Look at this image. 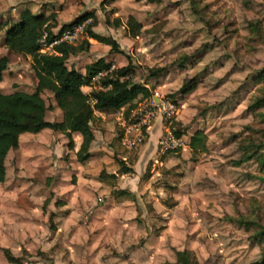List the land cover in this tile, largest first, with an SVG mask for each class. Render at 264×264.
Listing matches in <instances>:
<instances>
[{"label":"rangeland","instance_id":"rangeland-1","mask_svg":"<svg viewBox=\"0 0 264 264\" xmlns=\"http://www.w3.org/2000/svg\"><path fill=\"white\" fill-rule=\"evenodd\" d=\"M30 2L40 1L0 0V54L10 60L0 83L5 95L36 91L32 57L4 46L13 14ZM39 6L68 22L95 14L92 31L122 51L92 40L90 22L71 44L83 50L70 56L69 69L86 74L102 58L109 72L131 65V81L152 95L139 97L129 115L130 106L97 112L92 157L83 164L78 134L73 150L49 129L21 138L0 183V264H9L1 248L23 264H176L183 251L198 264H261L264 0H41ZM129 17L141 24L136 38ZM105 76L83 92L102 90ZM192 80L196 88L185 94ZM42 97L50 107L46 120L62 122L55 95ZM153 99L170 104L172 118L147 117ZM197 133L206 150L191 149ZM121 162L133 173L121 174ZM120 190L131 195L121 197Z\"/></svg>","mask_w":264,"mask_h":264},{"label":"trees","instance_id":"trees-1","mask_svg":"<svg viewBox=\"0 0 264 264\" xmlns=\"http://www.w3.org/2000/svg\"><path fill=\"white\" fill-rule=\"evenodd\" d=\"M149 2H158L161 0H148ZM92 20V25L88 28L90 38L104 45L110 46L111 51L121 53L119 44L113 38L100 36L92 31L97 25L98 18L95 14L89 12L78 17L74 22L64 25L59 31L61 35L64 31L74 28L77 25ZM117 25H121L120 21ZM56 15L46 16L41 13L33 14L25 10L20 15V20L10 27L4 39L5 47L12 54L30 56L33 59V71L37 78V87L34 93L16 92L13 94H2L0 92V183L4 184L7 179V158L9 154L18 149L20 138L24 134L37 135L45 129L59 132L66 136L69 141V149L73 150V135L79 133L82 137V143L76 153L77 160L85 163L92 157L90 152L92 144L96 140L93 129V123L96 119V112H114L130 106L126 111L129 115L131 105L139 98L151 97V91L148 87L134 84L131 81L133 74L132 66L121 68L116 72H109L111 64L105 59H100L96 63L87 66L86 74H82L75 69H69L67 66L70 56L78 54L83 48H77L73 45L62 43L54 46V54L45 55L41 53V40L47 34L46 43H53L59 35L53 32L56 29ZM129 34L132 38L139 36L141 24L133 17L128 19ZM88 44V42H87ZM189 58L185 59V62ZM10 60L8 57L0 58V83L3 81L5 72L9 69ZM164 70L153 72L157 77ZM103 72H108V76L101 79L102 90L94 91L90 95L83 92V88L91 86L92 81ZM110 73H115L113 76ZM196 81L186 82L182 88L185 94L190 93L196 88ZM50 91L55 95L58 108L63 111L62 122H49L46 120L47 112L50 107L47 106L42 94ZM180 138L179 133H175ZM206 138L203 134L197 133L191 139L190 147L193 150L201 148L206 150ZM248 157L251 156L250 149L246 148ZM121 174L133 173L124 162H121ZM103 174L102 177H104ZM115 178V175H111ZM117 194L121 197L130 196L131 193L120 190ZM64 206V204H59ZM5 259L9 264H23L21 258H18L8 248H1ZM176 264H198L190 252L183 251L178 253V262ZM258 264V263H256ZM261 264H264V260Z\"/></svg>","mask_w":264,"mask_h":264},{"label":"built area","instance_id":"built-area-1","mask_svg":"<svg viewBox=\"0 0 264 264\" xmlns=\"http://www.w3.org/2000/svg\"><path fill=\"white\" fill-rule=\"evenodd\" d=\"M92 22V20H87L85 21L84 23L80 24V25H77L75 26L74 28H71V29H68L66 31H64L61 35H59L58 33H55V35H59V37L51 44H47L46 43V37H47V34L43 37V39L41 40V46H42V49L43 48H47V50H52L53 53H46L44 51L43 54L45 55H52L54 54V46H57V45H60L62 43H67V44H74L75 42H77L81 36V34L84 32V29L85 27L90 23ZM42 51V50H41ZM42 53V52H41ZM107 72H104V73H100L96 78H101V77H104ZM95 78V79H96ZM158 103H156L155 99L152 100V104L149 108V113L147 115V117H150V116H153L155 117L156 115H163V114H166L168 119L172 118L174 112H173V107L170 106V104H166V103H163V101L161 100H157ZM146 124V121L144 122Z\"/></svg>","mask_w":264,"mask_h":264},{"label":"crops","instance_id":"crops-1","mask_svg":"<svg viewBox=\"0 0 264 264\" xmlns=\"http://www.w3.org/2000/svg\"><path fill=\"white\" fill-rule=\"evenodd\" d=\"M40 2H38V4H35L34 2H30V3H32V4H28V3H21L20 4V7L18 8V10L16 9V11H15V13L13 14L14 16H12V19H13V22L12 23H10L8 26H6V28H5V34H6V32H7V30L10 28V27H12V25L14 24V23H17L19 20H20V15H21V13L23 12V11H25V10H29V11H31L33 14H35V15H38V14H41V13H43V14H45L46 16H50V15H52V14H55L56 15V22H57V28H56V30L58 31H60L61 30V28L64 26V25H66V24H70V23H72L71 21L70 22H68V21H66V20H64L63 19V13L62 12H56V13H52V14H50V12L49 11H41V8H40V6H39V3H41V0H39ZM39 6V7H38ZM74 22V21H73ZM58 31V32H59ZM57 32V33H58ZM5 46V45H4ZM6 48V47H5ZM7 49V48H6ZM8 50V49H7ZM10 52V51H9ZM1 57H7V56H5V55H3V54H0V58ZM97 113V112H96ZM101 113V112H100ZM45 130H48V129H45ZM28 134V133H27ZM76 134H78L79 136H81L79 133H76ZM24 135H26V134H24ZM24 135H22L21 136V138L22 137H24ZM65 136V135H64ZM21 138H20V140H21ZM82 138V137H81ZM96 141V140H95ZM82 143V142H81ZM94 144V143H93ZM92 144V145H93ZM7 163V162H6ZM7 172H8V170H7Z\"/></svg>","mask_w":264,"mask_h":264}]
</instances>
